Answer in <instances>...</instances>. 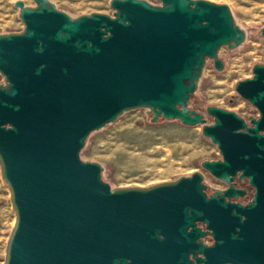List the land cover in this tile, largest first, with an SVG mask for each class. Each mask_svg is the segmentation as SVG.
I'll list each match as a JSON object with an SVG mask.
<instances>
[{"label": "water", "instance_id": "1", "mask_svg": "<svg viewBox=\"0 0 264 264\" xmlns=\"http://www.w3.org/2000/svg\"><path fill=\"white\" fill-rule=\"evenodd\" d=\"M156 1L78 16L15 1L24 28L0 33V170L15 211L2 264H197L192 246L198 263L264 264V64L235 84L259 116L208 105L209 123L189 103L207 61L223 70L222 47L247 31L226 3ZM141 108L152 122L201 125L221 154L202 167L230 186L208 197L204 171L149 186L103 180L104 167L80 157L87 138ZM236 177L254 189L246 204L224 202L246 194ZM174 223L201 239L160 237Z\"/></svg>", "mask_w": 264, "mask_h": 264}, {"label": "rangeland", "instance_id": "2", "mask_svg": "<svg viewBox=\"0 0 264 264\" xmlns=\"http://www.w3.org/2000/svg\"><path fill=\"white\" fill-rule=\"evenodd\" d=\"M16 0H0V33L19 32L24 23L15 7ZM58 8L72 16L91 12L113 14L110 0H52ZM160 4L159 1L149 0ZM228 4L238 24L247 31L246 40L237 48L222 47L223 70L208 60L200 85L190 101V107L203 113L209 123L213 116L206 110L215 105L234 111L250 122L259 116L258 109L235 89L238 80L253 76L256 63L264 64V0H210ZM34 5V0H24ZM3 76L0 74V82ZM146 109L125 112L115 122L93 131L80 152L83 160L99 162L102 178L113 187L149 186L180 176L204 171L205 182L213 187L225 183L202 167L206 159H219L217 146L202 133L201 125H185L180 120L164 118L152 122ZM248 184V183H247ZM246 188L248 186L243 184ZM15 223V211L10 191L0 170V264L3 263L6 243Z\"/></svg>", "mask_w": 264, "mask_h": 264}, {"label": "flooded vegetation", "instance_id": "3", "mask_svg": "<svg viewBox=\"0 0 264 264\" xmlns=\"http://www.w3.org/2000/svg\"><path fill=\"white\" fill-rule=\"evenodd\" d=\"M224 183H225V185L223 187H213L211 185H208L207 188H206V193H207L208 197L212 196L216 190L223 191L224 189H227L230 186V184H227L226 182H224ZM232 183L234 184V186L236 188L246 189V194L239 195L238 197H225L224 202H234V203H240V204H246L247 202H249L250 199L252 198L253 194H251L249 192V189L246 188L243 185V184L246 183V185L250 187V185L248 183V180L247 179L241 180L238 177H236ZM197 225L200 226L204 231L207 232L203 237H201L203 239V242L206 245H209V246L210 245H213L214 242H215V239H214L213 235L211 234V231H209V230L206 229L205 224L203 222H198ZM183 227H184V224L174 223L171 226V228H173L175 230L174 232H171V233H161L159 235L162 238H165V237H176V238H185V239H196V240H199L200 237H198L197 234L190 233L189 232L190 229H191V227H189L187 229V232L185 234L181 233L179 230H181ZM237 230H240V227H238ZM237 234L238 233H234L235 236ZM195 252H196L195 247H193V246L190 247V249L188 250V256H189V258L191 260H193L197 264H205L204 262L198 263V261L194 258V253Z\"/></svg>", "mask_w": 264, "mask_h": 264}, {"label": "built area", "instance_id": "4", "mask_svg": "<svg viewBox=\"0 0 264 264\" xmlns=\"http://www.w3.org/2000/svg\"><path fill=\"white\" fill-rule=\"evenodd\" d=\"M248 189H249V192H250L251 194L254 193V189H253V187H251V186L249 187V186H248Z\"/></svg>", "mask_w": 264, "mask_h": 264}]
</instances>
